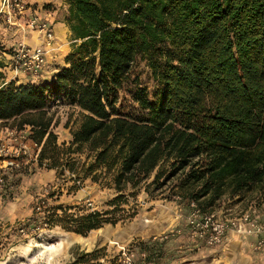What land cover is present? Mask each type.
Segmentation results:
<instances>
[{
	"label": "trees",
	"instance_id": "obj_1",
	"mask_svg": "<svg viewBox=\"0 0 264 264\" xmlns=\"http://www.w3.org/2000/svg\"><path fill=\"white\" fill-rule=\"evenodd\" d=\"M64 3L75 43L66 66L50 83L0 87V121L27 116L23 123L38 129L37 142L46 136L40 161L56 140L45 108L63 96L83 112L73 144L97 152L96 166L120 161L118 191L138 175L147 178L168 156L173 172L189 167L186 185L199 186L191 198L209 196L213 203L226 190L264 192V0ZM137 59L146 62L156 90L152 100L134 94L146 114L130 121L119 117L115 102ZM123 201L119 196L110 205ZM117 223L109 213L59 217L62 229L82 237ZM92 254L74 252L70 264Z\"/></svg>",
	"mask_w": 264,
	"mask_h": 264
},
{
	"label": "rangeland",
	"instance_id": "obj_2",
	"mask_svg": "<svg viewBox=\"0 0 264 264\" xmlns=\"http://www.w3.org/2000/svg\"><path fill=\"white\" fill-rule=\"evenodd\" d=\"M0 52L10 53L11 48L0 47ZM51 56L50 66L40 78L49 83L57 73L52 71L64 67L56 50ZM155 90L146 62L137 59L117 91L116 113L139 121L146 113L134 94L142 91L152 100ZM44 114L50 122L48 132L56 140L41 161L46 136L41 144L37 142L38 129L23 123L27 116L0 121V130H23L38 146L31 144L27 155H17L10 149V155L0 156V177L4 181L0 184V264H70L75 261L74 252L93 253L83 258L82 264H246L250 258L264 263V248L256 249L255 237L236 234L221 246L207 247L193 240L186 227L192 202L201 212L220 219L237 218L255 209L254 218L264 227L263 191L254 189L234 196L226 190L213 203L209 196L191 198L199 186L186 185L189 167L173 172L174 160L168 156L147 178L138 175L132 183L123 182L118 191L115 177L120 161L110 169L96 166L97 152L87 144L77 146L72 142L83 112L59 96L49 101ZM6 159L15 161L18 167L6 169ZM199 161L195 158L191 164ZM119 196L124 201L111 206ZM91 212L109 213L118 223L103 225L84 237L59 225V217L64 214ZM165 236L168 238L161 240ZM225 246L238 249L234 254H224Z\"/></svg>",
	"mask_w": 264,
	"mask_h": 264
},
{
	"label": "built area",
	"instance_id": "obj_3",
	"mask_svg": "<svg viewBox=\"0 0 264 264\" xmlns=\"http://www.w3.org/2000/svg\"><path fill=\"white\" fill-rule=\"evenodd\" d=\"M2 30L4 33L18 30L24 37L9 47L10 53L0 52L2 63L0 87L10 81L20 82V79H24L31 82L42 78L48 68V57L56 50L55 33L48 18L40 15L33 6L23 0H0V31ZM26 34L31 35L32 43L25 39ZM4 46L6 44L0 35V47ZM6 49L4 48V51ZM31 144L34 148L38 147L25 136L23 130H0V156L7 157L13 150L17 155H27ZM3 163L6 169L18 167L13 160L6 159ZM3 183L0 177V184ZM254 217L255 209H252L237 218L220 219L201 212L192 202L186 227L193 240L202 242L207 247L221 246L229 233H235L255 237L256 249H263L264 227L258 224ZM173 234L172 232L170 235ZM167 238L168 236L161 237V240Z\"/></svg>",
	"mask_w": 264,
	"mask_h": 264
},
{
	"label": "crops",
	"instance_id": "obj_4",
	"mask_svg": "<svg viewBox=\"0 0 264 264\" xmlns=\"http://www.w3.org/2000/svg\"><path fill=\"white\" fill-rule=\"evenodd\" d=\"M23 1L26 2V4L33 6L40 15L48 18L50 24L52 25V28L54 29V33H55L54 46L56 48V51L60 54V56H62L61 62L63 64V66L65 67L66 65L64 63V58L71 51V49L75 45V43L72 40L71 33H70L66 23H65V15H66L67 6L64 3V0H23ZM44 7H46V8H44ZM0 35H2L4 42H5L7 47L8 46L10 47L11 45L14 44V42L16 40L22 39L24 37V35L18 30H13L10 32H5V33L2 30V31H0ZM25 39L29 43H32V41H33V38L29 34L25 35ZM51 55L48 57V62H47L48 67L50 66V63L52 60ZM53 72H57V69H54L52 71V73ZM28 80H31V79H28ZM38 80H40V79H38ZM38 80H35V81H38ZM19 81L20 82H27L24 79H20ZM35 81L33 80L31 82H35ZM0 85H1V80H0ZM234 235L236 236L235 233H229L226 236L223 243H226V241L227 242L232 241L233 237H235ZM237 249L238 248H236V247L225 246L223 248V252H224V254L230 255V254H234V250H237ZM239 253H240V251H239ZM246 264H264V263L256 262V261H254V259L250 258V260Z\"/></svg>",
	"mask_w": 264,
	"mask_h": 264
}]
</instances>
